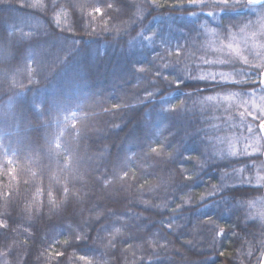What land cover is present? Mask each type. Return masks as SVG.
Masks as SVG:
<instances>
[{"label": "trees", "instance_id": "trees-1", "mask_svg": "<svg viewBox=\"0 0 264 264\" xmlns=\"http://www.w3.org/2000/svg\"><path fill=\"white\" fill-rule=\"evenodd\" d=\"M107 2L113 3L115 10L107 9L103 0H57L61 7L55 12L50 10L49 0H9L8 6L0 5V34L7 31L9 38L7 46L0 40V141L7 149V157L0 153V167L6 164V159H13L18 169L16 179L5 175L0 188L12 193L7 202L0 196V220L8 224L7 229H0V254L6 253L0 255V264L5 261L6 264H85L79 260L81 255L88 256L93 264H149V261L151 264H258L257 249L264 230L258 217L248 218V215L255 214L262 207L260 203L255 208L245 203L234 211L198 204L201 194L207 193L212 184L221 183L215 168L200 172L202 179L190 190L181 191L186 182L180 165L187 169V175L193 174L194 166L199 171L195 157L201 149L199 140L183 137V129L190 124L210 128L204 123L206 119L223 127L228 114L223 109L201 114L199 106L193 108L186 101L189 109L186 116L170 124L163 118L164 114L153 113L150 107L143 108L140 103L141 99L145 102L152 99L147 97L146 90L152 91L156 99L160 92L185 99L184 92L195 90L194 81H185L182 91H176L174 84L170 86L169 81L174 78L171 69H161L157 76V68L150 61L156 56L153 47L163 53L160 41L150 45L139 38L141 30H145L146 36L163 33L173 45L185 44L184 34L175 29L173 21L184 23L193 18L171 9L177 0H158L152 7L150 0H124L127 7L119 0ZM21 3H42L44 8L21 10ZM70 4L84 7L74 11ZM92 4L104 8L103 18L98 15L90 18ZM57 19L59 26L55 23ZM105 21L108 31L104 30ZM147 28L152 32L146 31ZM13 38L17 40L15 47H12ZM206 42L207 38L201 37L198 46ZM203 54V51L192 57L182 54L177 67L191 68L193 61L199 63L198 57ZM169 60L175 57L165 56L164 61L155 60V63L162 65ZM140 68L148 70L146 78L138 71ZM29 75L32 83L28 81ZM13 79L17 85H24L23 90L12 86ZM199 86L204 88L202 83ZM17 91L21 93L19 96L15 95ZM32 101L39 103L40 108L32 106L29 111ZM125 103L142 110L112 108L113 104ZM57 135L60 156L53 152L49 158L48 142ZM259 136L257 133V140H251L250 152L260 146ZM181 137L184 138L182 150H186V156L193 155L192 160L177 159L173 163L163 153L154 159L143 158L144 140H150L153 147L159 141L166 153L172 151ZM260 141L259 150L264 152V141ZM18 142L28 147L13 155ZM65 144H71L80 158L79 170L71 174L66 171L68 161L62 159L67 155ZM118 157L128 159V164L119 169V175L122 177L128 171L135 180L118 183L108 174ZM255 163L256 168L243 173L252 177L254 184L258 173L264 178V157ZM225 182L235 183L227 177ZM260 183L264 184V179ZM49 186L55 204H49L46 195L41 197L37 193V189ZM61 186L69 188L67 196L57 191ZM189 196L191 202L184 204ZM41 198L43 204L37 203ZM257 198L264 201V192L238 197L236 203ZM141 201L148 202L147 210ZM181 204L182 208L172 211ZM121 213L129 215L117 222ZM208 215L215 221L214 226L206 227L203 223ZM173 217L175 222L168 227ZM102 226L121 228L115 247L108 244L111 231H100ZM214 228L224 234L217 235ZM81 231L88 238L86 244L74 239V234ZM65 239L70 241L68 245L63 243ZM149 240L157 246L150 245ZM153 251L157 255H152ZM55 252L64 255L57 257Z\"/></svg>", "mask_w": 264, "mask_h": 264}, {"label": "snow or ice", "instance_id": "snow-or-ice-1", "mask_svg": "<svg viewBox=\"0 0 264 264\" xmlns=\"http://www.w3.org/2000/svg\"><path fill=\"white\" fill-rule=\"evenodd\" d=\"M121 5L127 7L124 4V0H119ZM158 0H150V7L155 6ZM107 9L115 10L113 3L103 0V3ZM0 5L8 6L9 0H0ZM70 7L75 9L77 7L83 8L84 5L70 4ZM26 7L29 8H44L42 3L40 4H23L19 5V9L23 10ZM61 7L57 0H49V8L55 12L56 8ZM92 12L89 14L90 18L99 16L103 18L105 11L103 7H97L95 4L91 5ZM171 9L177 13H181L184 16L192 17L189 22L180 23L173 21L175 29L184 34L185 44L177 42L173 45L169 38H165L163 33L153 32L152 36H146L145 30H141L139 38L141 42L147 40L150 45H155L156 41H160V48L163 49V53L157 52L153 47L152 51L156 52L152 63L153 67L157 68L156 75L160 76L161 69H171L173 79L169 81V85H176V91H182L181 85L185 81H194L195 90L193 92H184L185 99H181L179 96H173L169 93L167 96L163 92L158 94V99L154 97L152 91H147V97L155 99V103H152V99L145 102L140 100L143 108H151L153 113L164 114L163 118L170 124L177 118L186 116L188 104L186 101H190L193 108L199 106L201 114L211 112L212 110L220 111L223 109L224 113H227V119L223 120V127L220 123H211L210 120H205L204 123L210 125V128L197 127L192 124L183 129V137H187L191 140H199L201 149L199 156L195 157L197 164L199 165V171L193 170L192 175H187V169L180 165L181 175L186 182L181 188V191L190 190L198 179H202L200 172H203L206 168H215L217 175L220 178L221 183L212 184L205 194H201L198 204L203 207H215L222 211H234L239 210L240 205L247 204L249 208H255L258 203L262 205L258 211L253 214L249 213L248 218H252L253 215L258 217L261 221V229L264 230V201L257 199L253 200H240L239 204L236 203L238 197H246L255 192H264V184L260 183L261 179H264L257 174L256 183H253L252 177H245L243 173L245 170L252 171L256 168V160L264 157V152H261L259 148L253 149V152L249 151L253 145L249 143L250 140L256 141V134L259 133V139H264V0H177V3L171 5ZM206 9H209L206 11ZM154 10V9H153ZM247 13V15H245ZM255 16L256 19H252ZM111 19V16H109ZM155 19V17H153ZM59 26V20L55 21ZM214 25V26H213ZM86 27L82 25V28ZM104 30L108 31L107 21L104 22ZM93 31H95L93 29ZM119 32V29H116ZM146 31L152 32L151 28H147ZM201 37H206L207 42L198 46V42ZM23 38V37H22ZM7 31L0 34V40H3L5 46L8 45ZM135 39V38H134ZM17 43L16 38L12 39V47H15ZM191 45L189 47L188 45ZM23 46V45H21ZM193 49L195 51H193ZM19 51V49H17ZM203 51L204 54L198 57L199 63L193 61L192 67L189 68L185 65L184 68H178V64L181 62L182 54H187L188 57L195 56L196 52ZM209 55H213L215 59H208ZM165 56L175 57V60H169L167 63L157 65L155 60L164 61ZM140 63V61H136ZM19 71V69H17ZM139 72L145 74L147 77L148 70L145 68L138 69ZM167 79V77H163ZM29 83H32L31 75L28 76ZM204 84V88L199 85ZM13 87H18L23 90V84H16L13 79ZM239 88L240 91H233V89ZM30 89H28L29 91ZM211 92L213 94H206ZM21 93L17 91L16 96ZM174 101H179L175 103ZM259 101V104H257ZM12 103L11 100L8 102ZM32 106L39 109V103L32 101L29 105V111ZM130 109L133 111H140L130 103L113 104V109ZM108 111V109H105ZM35 114V113H33ZM43 114V113H41ZM5 116L8 113L4 114ZM75 115V114H73ZM221 119V117H216ZM141 121L147 123L143 117ZM140 122V121H138ZM199 122V121H198ZM255 126V127H254ZM243 129V131H241ZM171 132V127L168 129ZM251 135H245L244 133ZM220 133H224L220 135ZM238 134V135H237ZM151 135H155L152 133ZM181 137L179 143H175L171 152L164 153V145L159 141L156 142L157 146L153 147L150 140H144L142 142V156L144 159H154L156 156L162 153L167 155L173 163L177 159L192 160L193 155H185L186 150L183 149L184 138ZM258 142V141H257ZM174 143V141L172 142ZM54 145V147H53ZM238 145H242L239 146ZM48 156L49 158L55 152L60 156L61 144L59 142V136H54L52 140L48 142ZM145 146L146 149L145 150ZM170 146L171 143H170ZM28 145L23 142H18L13 151V155L17 152H23ZM64 149L67 155H64L62 159L68 161L66 171L72 173L79 170L80 158L75 154L73 146L71 144H65ZM0 153L7 157V149H5L4 143L0 141ZM175 153V155H173ZM258 153V155H254ZM203 157V159H201ZM251 161V163H250ZM128 164L127 157L117 158L114 162L112 171L108 173L112 175L118 183L121 181H127L129 179L135 180L136 177L129 176L128 171L123 172V176L119 175V169H122ZM239 166V167H238ZM231 170L230 172L228 170ZM135 172V169L131 170ZM18 169L15 166L13 159H6V164L0 167V188L3 187L2 178L7 175L11 179H16ZM235 181V183L229 184L225 182V178ZM59 183V181H57ZM103 183V181H101ZM144 185L141 184L140 188ZM57 191H62L66 196L69 194V188L67 186H61ZM39 196H47L49 204H55L54 198H52L51 186L44 189H37ZM12 195L11 192L0 191V196L7 198ZM73 195H75L73 193ZM211 201V204H209ZM41 198L37 203L43 204ZM191 202V197L184 200V204ZM142 204L149 207L147 201H141ZM159 207V206H156ZM166 207V205H165ZM183 207V204L177 205L172 209L173 212L178 211ZM109 215H116L115 213H109ZM129 213H121L117 218L128 216ZM175 222V217L168 221V227H171ZM205 226L215 225L211 215H208L207 221H203ZM91 227V225H88ZM126 226V225H125ZM8 224L5 220H0V229H7ZM217 235H223L224 233L218 228L213 229ZM248 232V228L244 229ZM100 231H111L112 239L108 240V244L115 247L116 236L121 233L120 227H104L102 226ZM249 235L253 237L256 233L249 232ZM261 237H264V231L261 232ZM74 239L87 243V236L85 233L78 232L74 234ZM65 245H68L70 241L65 239L63 241ZM127 243V241H125ZM148 243L153 247L157 246L153 241L149 240ZM191 244V241L188 242ZM161 248L167 245H158ZM131 247V245H129ZM259 256L257 257L258 264H264V238L259 239L258 249ZM0 255H6L2 253ZM57 257L63 256V252H55ZM152 255H157L155 251ZM224 255V253H220ZM247 255L252 256L251 248ZM79 260L84 261L85 264H93V260L86 255H81ZM6 264V261L4 262ZM149 264L151 262L149 261ZM207 264V262H204Z\"/></svg>", "mask_w": 264, "mask_h": 264}, {"label": "rangeland", "instance_id": "rangeland-1", "mask_svg": "<svg viewBox=\"0 0 264 264\" xmlns=\"http://www.w3.org/2000/svg\"><path fill=\"white\" fill-rule=\"evenodd\" d=\"M263 141H264V139H263ZM259 145L261 146V141H260V139H259ZM249 143H253L251 140L249 141ZM260 146H257V148H260ZM258 172H259V169H258ZM259 174V173H258Z\"/></svg>", "mask_w": 264, "mask_h": 264}]
</instances>
